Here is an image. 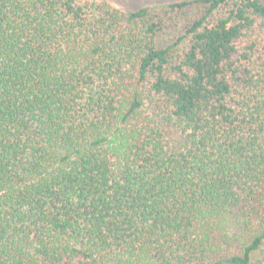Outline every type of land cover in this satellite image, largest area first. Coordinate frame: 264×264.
<instances>
[{"label":"trees","instance_id":"obj_1","mask_svg":"<svg viewBox=\"0 0 264 264\" xmlns=\"http://www.w3.org/2000/svg\"><path fill=\"white\" fill-rule=\"evenodd\" d=\"M0 264H264V0H0Z\"/></svg>","mask_w":264,"mask_h":264},{"label":"rangeland","instance_id":"obj_2","mask_svg":"<svg viewBox=\"0 0 264 264\" xmlns=\"http://www.w3.org/2000/svg\"><path fill=\"white\" fill-rule=\"evenodd\" d=\"M111 4L124 10H136L144 6L162 5L181 0H108ZM165 40V37H160V41Z\"/></svg>","mask_w":264,"mask_h":264}]
</instances>
